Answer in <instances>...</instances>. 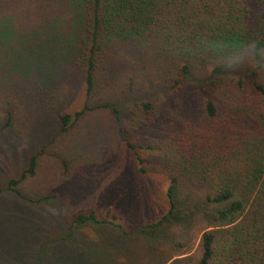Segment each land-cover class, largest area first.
Segmentation results:
<instances>
[{
  "label": "rangeland",
  "instance_id": "rangeland-1",
  "mask_svg": "<svg viewBox=\"0 0 264 264\" xmlns=\"http://www.w3.org/2000/svg\"><path fill=\"white\" fill-rule=\"evenodd\" d=\"M76 8L71 0H0V264H197L201 235L226 206L209 202L207 186L180 175L174 159L213 127L208 98L219 115L251 101L264 72L245 64L212 77L213 58L186 61L165 34L112 39L86 102L83 74L71 62L60 59L46 83L44 73L28 68L30 56L12 66L4 60L24 41L70 58ZM85 103L90 110L61 132L60 116ZM32 156L35 172L19 182L18 196L7 185ZM173 179L177 219L143 231L167 213ZM242 194L264 207V177ZM90 211L106 222L74 224Z\"/></svg>",
  "mask_w": 264,
  "mask_h": 264
},
{
  "label": "trees",
  "instance_id": "trees-1",
  "mask_svg": "<svg viewBox=\"0 0 264 264\" xmlns=\"http://www.w3.org/2000/svg\"><path fill=\"white\" fill-rule=\"evenodd\" d=\"M71 1L77 6L75 20L79 36L69 43L72 49L70 58L46 45L45 50H31L24 46L27 45L24 41L20 53L9 49L4 60L12 66L20 58L26 60L30 56L33 64L28 68L44 73L46 83V75L60 59L71 62L83 74L86 102L91 98L96 73L105 62L112 39L141 41L147 35L159 37L165 34L166 44L171 43L173 50L186 61L188 58L200 61L206 56L213 58L211 54L197 55V46L205 39L241 43L255 40L264 46V0ZM181 70L182 75L190 72L188 65ZM231 71L215 63L211 75L222 77ZM252 94L251 101L226 106L220 115L215 102L208 98L205 114L214 120L213 127L198 135V140L191 141L186 148L178 150L174 159L180 175L207 186L209 202L226 206L216 213L218 223L201 235V254L197 264H264V207L258 204L257 196L250 201L242 194L244 190L257 186L264 177V78L259 77L253 83ZM103 107L118 115L116 108ZM143 107L149 110L148 104ZM88 110L90 107L85 103L74 114L61 115V132L68 131ZM220 116L222 119L218 122ZM238 120L245 121L246 125L240 127ZM36 159V156L31 157L20 177L9 181L7 190L20 195L17 185L26 176L34 174ZM136 159L142 163L137 154ZM174 181L166 193L167 213L158 221L143 226V231H158L177 219ZM112 217L114 219L115 215ZM73 222L84 225L106 221L90 211L77 215Z\"/></svg>",
  "mask_w": 264,
  "mask_h": 264
},
{
  "label": "clouds",
  "instance_id": "clouds-1",
  "mask_svg": "<svg viewBox=\"0 0 264 264\" xmlns=\"http://www.w3.org/2000/svg\"><path fill=\"white\" fill-rule=\"evenodd\" d=\"M197 55L211 54L214 63L222 64L227 70H235L250 64L264 72V46L255 40L236 42L227 40H201Z\"/></svg>",
  "mask_w": 264,
  "mask_h": 264
}]
</instances>
